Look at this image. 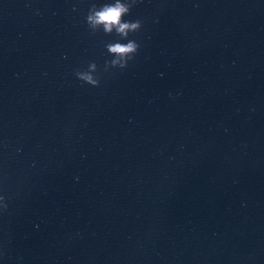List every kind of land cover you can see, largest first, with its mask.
<instances>
[{"label":"water","instance_id":"obj_1","mask_svg":"<svg viewBox=\"0 0 264 264\" xmlns=\"http://www.w3.org/2000/svg\"><path fill=\"white\" fill-rule=\"evenodd\" d=\"M114 0H0V40L168 194L264 264V0H139L125 69L86 16ZM38 10V14H37ZM98 66L99 87L76 78Z\"/></svg>","mask_w":264,"mask_h":264},{"label":"clouds","instance_id":"obj_2","mask_svg":"<svg viewBox=\"0 0 264 264\" xmlns=\"http://www.w3.org/2000/svg\"><path fill=\"white\" fill-rule=\"evenodd\" d=\"M139 2V0H114L111 3H104L99 7L92 3L87 16L86 23L92 34L103 31L105 35L113 33L119 37V40H127V43L109 42L105 45L107 53L112 57L111 60H106L104 71L110 69H125L130 61L134 60L138 54L140 45L136 40L129 39L130 34L140 31L142 21H126L124 17L129 15L131 9ZM38 14V10H37ZM98 66L94 61L88 63L87 70L77 69L74 73L76 78L93 87H99L100 78ZM8 204L4 196H0V211H6Z\"/></svg>","mask_w":264,"mask_h":264}]
</instances>
